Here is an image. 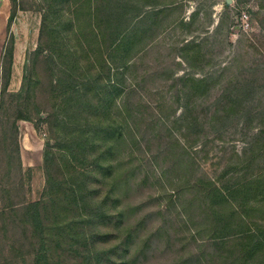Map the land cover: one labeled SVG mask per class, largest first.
<instances>
[{
    "label": "rangeland",
    "instance_id": "obj_1",
    "mask_svg": "<svg viewBox=\"0 0 264 264\" xmlns=\"http://www.w3.org/2000/svg\"><path fill=\"white\" fill-rule=\"evenodd\" d=\"M78 3L0 0V206L6 198L16 203L45 201L53 192H68V187L83 194V168L93 158L83 159V145L90 135L86 132L94 125L85 119L83 105L90 80L96 84L122 82L124 92L132 90L130 101L141 99L148 112L164 110L181 116L186 103L172 101L174 77H209L211 90L206 96L185 100L191 111L171 135L164 128L144 129L135 145V134L126 128V142L117 146L114 142L110 155L117 166L114 173L130 171L127 182L118 186L116 198L126 217L123 229L114 227L109 235L112 239H101L96 245L101 242L103 250H110L130 229L136 231L131 230L129 254H107L113 263L102 254L99 263L264 264L263 258L257 259L264 251L248 261L241 251L243 245L231 244L229 237L212 242L194 236L193 221L199 222L198 215L192 213L187 220L177 203L170 202L178 183L186 186L181 193L184 200L197 192L196 181L204 175L226 182L233 191L256 179L261 188L242 201L230 200L247 214L252 228L256 224L264 228V0ZM12 9L15 17L8 28ZM128 28L133 29L130 38L136 43L133 40L130 50L122 49L110 59L114 67L125 64L123 77H117L101 59L115 53L120 32ZM12 46V74L3 89L2 58L6 54L7 67ZM124 98L115 95L111 115L124 118ZM89 104L96 105L97 98ZM227 104L234 105L228 113ZM18 116L24 119L18 120L16 129ZM17 143L22 171L5 178L11 169L8 162L18 163ZM100 179L96 175L94 183ZM107 187L108 181L101 183L98 194L103 195ZM59 211L55 215L51 208H43L44 221L36 223V227L46 228L45 239L59 242L51 246L46 242L49 257H63L60 264H99L92 261L95 254H83V244L72 250L70 241H59L69 239L68 235L63 238L65 229L59 236L52 233L51 228L58 230L73 214L80 217V212L65 215ZM142 218L145 220L140 222ZM30 228L20 222L8 236L0 232V264H35ZM81 228L76 226L78 231ZM36 237L40 242L38 232ZM42 247L37 243V251Z\"/></svg>",
    "mask_w": 264,
    "mask_h": 264
},
{
    "label": "trees",
    "instance_id": "obj_2",
    "mask_svg": "<svg viewBox=\"0 0 264 264\" xmlns=\"http://www.w3.org/2000/svg\"><path fill=\"white\" fill-rule=\"evenodd\" d=\"M10 1L12 4L14 3V0ZM77 1H79V6L82 0ZM14 17L15 11L12 9L8 20V28H10ZM134 27L136 26H133L132 28ZM132 30L133 29L128 28L123 34L121 31L119 34V42L114 48L115 53H111L110 57H104L101 59L109 72H111V69L115 70L114 72L117 77H123L125 73V64L114 67L109 62L110 59H112L117 52L120 53L122 49L130 50L129 44L133 43L134 40H131L130 38ZM134 42L136 43L135 40ZM7 56V67L5 66L6 54L3 55L2 58L3 89H6L9 85L12 74L13 46L7 53ZM204 78L198 79L196 76H192V74L174 77V81L171 84L172 91H175V94H172V101L174 103L177 101H184V103H186L183 106L184 112L181 116H171L173 112L168 111V113H164V110H161V113L158 114H156L153 109L148 112L146 105L141 99L136 103L130 101L132 90H130L129 93L124 92L125 88L122 82L96 84L90 80L87 84L89 90L86 92V99L84 100L83 105L87 108L85 119L88 122L92 120L91 124L94 123V125L92 124L93 128L86 132L90 133V135L87 136V142L83 145V159L88 160L86 157L93 158L89 159L90 164L88 167L83 168V194L80 196L77 189L68 187L66 188L68 192L65 190L62 192H53L45 201L16 203L11 198L2 199L3 204L0 206V221L2 223L0 232H3L4 235L8 236L10 230L16 228L20 222L24 223L25 226L31 227L30 230L32 236L30 238L33 241V251L36 254L35 264H60V260L64 258L51 259L46 253L47 250L50 249L47 248V250H45L46 246H44L46 242L49 246H51V244L58 245L59 242L56 243L53 238L45 239V237H43V232H45L46 228L42 229V227L39 228L36 227V225L41 224V222L44 221L42 213L43 208H51L55 215L60 213L59 210L63 211L65 215L68 213L72 215L75 212H80V217L73 214L72 218H69V221H64L61 223V226L59 225L58 230L51 228L52 233H56V236L62 235L63 233L61 230L65 229L63 238H66L65 236L68 235L69 239L66 238L68 240L64 239L59 241H70L69 246L72 250H74L76 246H81L83 244V254H95L92 255V258L95 257L92 261L97 263L101 261L103 257L102 254L106 257L107 254H118L119 251H121L122 254H129L130 246L133 244L131 230L136 231V229H130L129 233L125 235V239H123L121 243L113 245V248H110V250H103L101 242L98 246L96 245L101 239H105V242L108 239H112V237L109 238V235L112 236L114 227H120L123 229V222L126 217V213L119 210L120 208L118 207L116 198L118 197V186L127 182V177L130 171L122 174L114 173L117 166L110 159V155L113 154V151L115 150L114 142L116 143V146L121 142H126V134L124 132V129L126 128L135 134L133 136V144L135 145L138 144L136 143L139 140L138 134L142 135V133L145 132L144 129L150 130L153 128L154 131H162L164 128L167 135H171L178 123L184 121L181 118L187 116L191 111V109H189L191 107L190 104L185 100H191L193 96H196V98H198V96H206L211 90L212 87H210V85L212 83L209 81L210 78ZM91 90H94V92L92 95H89ZM110 93H112V95H110ZM117 94L120 96L125 95L121 106V112L124 114V118H118L111 115L109 112L110 105ZM95 98H97V104H89V101H93ZM226 106V113L234 107L233 104L231 106H228L227 104ZM135 108L137 112H135ZM19 119L24 118L23 116H18V118L15 119L13 127L16 129H18L17 122ZM196 123L197 122L194 121L192 124L198 125V123ZM191 128H195V126H191ZM167 137L162 136L163 139ZM257 137L258 136L255 135V138ZM136 138H138V140ZM176 141L178 142L177 138ZM89 151H91L92 154L88 155ZM15 152L18 163H16V166H13L14 162H12V160L8 162L11 169L6 174L7 176H4L5 178H10L12 175L15 176L16 173L20 174L22 171L23 163L19 143L16 145ZM15 167L16 170L13 172ZM96 175L102 176V180L100 179L98 184L94 183V181H96ZM205 176L206 175L200 177L199 180L196 181L200 186L197 187V192L194 193L193 196L187 197L184 200H182L181 194L183 192L182 189L184 183H178L176 190L173 191L175 199L171 197L170 202L174 200L173 202L177 203L179 209L187 220L191 219L192 213L198 215L197 220L199 222L193 221L195 226V230H193L194 236H199L205 240L211 239L212 242H216L219 237H229L228 239L231 240V244L238 243L243 245L241 251L244 253V259L247 258L249 261V259L256 258L258 254L264 251V228L262 229L260 226H257V224L255 225V228H252V224L249 222L247 214L242 211L240 212L238 206L230 200V197L239 198L240 201H242L244 197H248L251 193L256 192L258 188H261V182L254 179L247 184L245 183L238 186L233 191L227 187L226 182L220 183L209 176ZM105 181H108V187L103 192V195H100L98 194L100 192V184ZM70 184L71 186H74L72 183ZM3 191L8 192L4 187ZM26 215L28 219H26ZM144 220L145 218H142L140 222H143ZM244 220L246 222H244ZM38 221H40V223ZM77 225H82L80 231L76 230ZM37 232L40 235V242L35 241V238H37ZM52 233L50 234L51 237H53ZM205 235H208L209 238H206ZM56 236L54 237L55 239ZM37 243L41 244V247L43 246L41 252L37 251ZM107 258L110 263H113L111 258ZM260 258H263L262 263H264V256H260L257 259ZM63 263L65 264V262ZM251 263L252 261L248 262V264ZM99 264L105 263L101 262Z\"/></svg>",
    "mask_w": 264,
    "mask_h": 264
},
{
    "label": "water",
    "instance_id": "obj_3",
    "mask_svg": "<svg viewBox=\"0 0 264 264\" xmlns=\"http://www.w3.org/2000/svg\"><path fill=\"white\" fill-rule=\"evenodd\" d=\"M227 2H229V0H227Z\"/></svg>",
    "mask_w": 264,
    "mask_h": 264
}]
</instances>
